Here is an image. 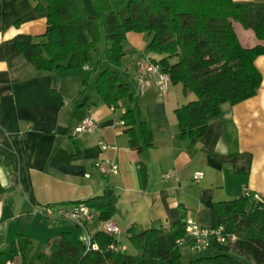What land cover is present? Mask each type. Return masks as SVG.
I'll use <instances>...</instances> for the list:
<instances>
[{"label": "crops", "instance_id": "1", "mask_svg": "<svg viewBox=\"0 0 264 264\" xmlns=\"http://www.w3.org/2000/svg\"><path fill=\"white\" fill-rule=\"evenodd\" d=\"M83 4L89 15L95 14L90 0ZM46 18L34 0H0V248L18 234L32 239L24 262L21 255L15 261L37 264L48 239L62 231L77 233L71 223L53 224L37 214L38 204L70 206L101 194L106 186L117 193L118 210L110 220L120 228L115 239L125 246V231L131 225L169 227L182 214L211 226L213 201L237 198L244 187L264 197V54L254 61L261 73L256 94L236 104L223 103L220 113L208 120L205 134L190 143L180 134L174 110L194 100L195 94L170 83L162 96L156 77L149 78L143 92L137 89L136 61L160 57L148 49V34L125 35L124 55L116 69L130 84L132 99L111 109L95 90L100 68L39 71L21 54L16 35L39 39L46 31ZM235 29L244 46L257 43L251 30L237 24ZM98 54L99 49L101 68L110 66ZM125 110L135 116L139 149L129 146L121 119ZM87 115L97 126L80 134L75 129ZM143 121L152 145H144ZM101 143L107 147L102 149ZM237 153L251 155L248 175L223 161L224 155ZM103 159L115 161L118 171L102 176L95 163ZM170 172L173 175L165 179ZM196 172L202 173L197 181ZM100 223L95 219L89 231H100Z\"/></svg>", "mask_w": 264, "mask_h": 264}, {"label": "trees", "instance_id": "2", "mask_svg": "<svg viewBox=\"0 0 264 264\" xmlns=\"http://www.w3.org/2000/svg\"><path fill=\"white\" fill-rule=\"evenodd\" d=\"M38 11H46V31L36 40L17 34L15 42L24 58L39 71L79 69L83 65L100 68L95 90L102 101L114 109L121 100L132 99L131 86L116 69L124 55L127 32L150 36L148 49L159 54L151 58L169 76L170 83H180L196 98L174 110L179 131L190 143L203 136L210 118L220 113L223 103L236 104L254 96L261 84L255 58L264 54V2L235 0H90L94 15H89L83 0H34ZM125 14L121 18V10ZM251 30L258 40L244 46L235 25ZM104 34V57L110 66L101 68L97 58L98 43ZM129 146L141 148L135 132L132 110L121 115ZM144 145H152V134L142 122ZM78 151L73 154L78 156ZM223 161L234 170L248 175L249 153L228 154ZM237 198L213 201L211 227H223L234 234L230 243L212 242L203 254L188 263L181 261L176 241L186 236L184 216L169 227L150 226L126 229L128 242L135 253L114 252L108 245L117 241L102 231L94 233L98 250L84 252L77 233L62 231L48 239L47 251L40 252L37 264H245L237 254L253 264H264V197L248 187ZM117 193L106 186L99 195L74 204H85L95 211L96 220L105 221L117 212ZM50 221V220H49ZM53 224L67 223L51 221ZM32 239L18 234L0 248V264L21 255ZM202 250V251H204Z\"/></svg>", "mask_w": 264, "mask_h": 264}, {"label": "built area", "instance_id": "3", "mask_svg": "<svg viewBox=\"0 0 264 264\" xmlns=\"http://www.w3.org/2000/svg\"><path fill=\"white\" fill-rule=\"evenodd\" d=\"M87 67V66H86ZM156 77L159 84L160 94L166 95L170 85V79L161 66L147 57L139 58L135 63L134 80L139 92H143L147 86L149 78ZM113 109V108H111ZM96 122L90 115L83 117L77 125L75 131L83 133H91L96 128ZM107 145L101 143V148L105 149ZM95 167L104 177L112 175L118 171V165L115 161L109 159L98 160ZM174 172H170L165 179L170 178ZM202 177L201 172H196L193 179L197 181ZM247 189L243 188V193L247 194ZM254 198L259 199L258 194H254ZM35 212L50 221H65L79 228V239L84 244V252L98 250L99 244L94 240V233L90 232L88 225L96 219V212L91 210L85 204H72L63 206L57 204H38ZM186 236L179 238L176 243L178 246L185 245L190 251H202L206 249L212 242L230 243L235 240L234 234H225L223 227L201 226L190 218L184 219ZM100 231L115 237L120 232V228L110 219L101 221ZM109 249L114 252L126 251V246L115 241L108 245ZM5 264H19L14 259L8 260Z\"/></svg>", "mask_w": 264, "mask_h": 264}, {"label": "rangeland", "instance_id": "4", "mask_svg": "<svg viewBox=\"0 0 264 264\" xmlns=\"http://www.w3.org/2000/svg\"><path fill=\"white\" fill-rule=\"evenodd\" d=\"M125 14V8H123L121 10V18L124 16ZM101 39L98 43V49H99V56L102 58L103 55H104V52H103V47H104V34H103V29L101 28ZM125 61V60H123ZM46 219V218H45ZM125 244H126V252L128 253H135L136 252V249L126 240H124ZM43 248V247H42ZM41 250V249H40ZM179 252H180V257H181V261L183 263H188L191 259H194L198 256H201L203 254H208V253H212V250L211 249H207V250H204V251H190L187 249V247L185 245H182V246H179ZM30 253V251H28V254ZM233 256L235 258H237L238 260L242 261L243 263L245 264H253L249 259H247L246 257H243V256H240V255H237V254H233Z\"/></svg>", "mask_w": 264, "mask_h": 264}]
</instances>
